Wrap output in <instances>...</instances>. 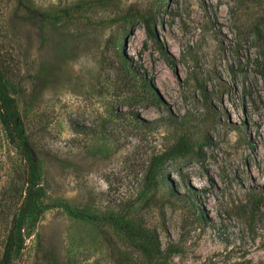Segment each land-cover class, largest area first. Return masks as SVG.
<instances>
[{"label":"rangeland","instance_id":"374dc122","mask_svg":"<svg viewBox=\"0 0 264 264\" xmlns=\"http://www.w3.org/2000/svg\"><path fill=\"white\" fill-rule=\"evenodd\" d=\"M0 90L51 206L12 264H138L65 204L153 233L158 264H264L243 210L264 188V0H0ZM24 171L0 127V260Z\"/></svg>","mask_w":264,"mask_h":264},{"label":"trees","instance_id":"16d2710c","mask_svg":"<svg viewBox=\"0 0 264 264\" xmlns=\"http://www.w3.org/2000/svg\"><path fill=\"white\" fill-rule=\"evenodd\" d=\"M0 127L6 142L17 147L25 162V199L13 214L11 227L6 237L3 255L0 260V264H12L14 255L23 249V232H30L40 215L45 210L50 209L51 206L45 203L46 191L39 182L40 163L34 155L22 121L18 117L11 116L6 108L5 98L1 90ZM162 162V156L153 159L148 170L149 183H153L156 180L162 168ZM63 208L74 218L102 222L113 228L126 243V253L129 249H133L141 254L138 264H158V257L161 256L162 249L159 239L153 233L135 225L125 217L109 215L98 219L92 213L75 209L68 204L63 205ZM243 210L245 213L250 211L252 215H258L264 224V188H262L261 192L253 193L249 196Z\"/></svg>","mask_w":264,"mask_h":264}]
</instances>
